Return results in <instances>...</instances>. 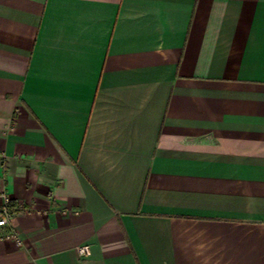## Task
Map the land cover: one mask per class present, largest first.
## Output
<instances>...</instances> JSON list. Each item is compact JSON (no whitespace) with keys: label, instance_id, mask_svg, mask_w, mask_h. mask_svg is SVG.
Here are the masks:
<instances>
[{"label":"crops","instance_id":"obj_1","mask_svg":"<svg viewBox=\"0 0 264 264\" xmlns=\"http://www.w3.org/2000/svg\"><path fill=\"white\" fill-rule=\"evenodd\" d=\"M0 190V264H264V0H0Z\"/></svg>","mask_w":264,"mask_h":264},{"label":"built area","instance_id":"obj_2","mask_svg":"<svg viewBox=\"0 0 264 264\" xmlns=\"http://www.w3.org/2000/svg\"><path fill=\"white\" fill-rule=\"evenodd\" d=\"M21 210H23L21 204H13L9 193L6 190H0V240L11 241L18 247L23 246V239L14 224V218ZM78 252L82 257H89L92 254V248L89 244H83L78 247Z\"/></svg>","mask_w":264,"mask_h":264}]
</instances>
